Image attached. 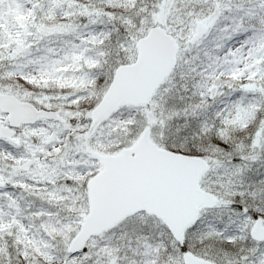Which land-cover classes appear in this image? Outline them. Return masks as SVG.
Wrapping results in <instances>:
<instances>
[{
    "label": "snow or ice",
    "instance_id": "1",
    "mask_svg": "<svg viewBox=\"0 0 264 264\" xmlns=\"http://www.w3.org/2000/svg\"><path fill=\"white\" fill-rule=\"evenodd\" d=\"M17 3L0 264H264V0Z\"/></svg>",
    "mask_w": 264,
    "mask_h": 264
},
{
    "label": "trees",
    "instance_id": "2",
    "mask_svg": "<svg viewBox=\"0 0 264 264\" xmlns=\"http://www.w3.org/2000/svg\"><path fill=\"white\" fill-rule=\"evenodd\" d=\"M5 5L3 11L0 12V18L10 21L14 25H22L27 17L20 10L17 0H5Z\"/></svg>",
    "mask_w": 264,
    "mask_h": 264
},
{
    "label": "rangeland",
    "instance_id": "3",
    "mask_svg": "<svg viewBox=\"0 0 264 264\" xmlns=\"http://www.w3.org/2000/svg\"><path fill=\"white\" fill-rule=\"evenodd\" d=\"M4 6H6V5L4 4Z\"/></svg>",
    "mask_w": 264,
    "mask_h": 264
}]
</instances>
